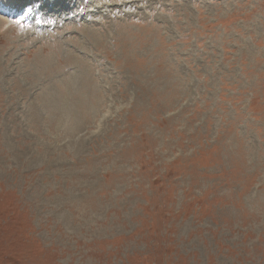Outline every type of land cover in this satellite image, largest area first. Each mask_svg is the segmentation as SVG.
<instances>
[{
    "label": "rangeland",
    "instance_id": "374dc122",
    "mask_svg": "<svg viewBox=\"0 0 264 264\" xmlns=\"http://www.w3.org/2000/svg\"><path fill=\"white\" fill-rule=\"evenodd\" d=\"M0 264H264V0H0Z\"/></svg>",
    "mask_w": 264,
    "mask_h": 264
},
{
    "label": "bare ground",
    "instance_id": "6f19581e",
    "mask_svg": "<svg viewBox=\"0 0 264 264\" xmlns=\"http://www.w3.org/2000/svg\"><path fill=\"white\" fill-rule=\"evenodd\" d=\"M187 9V8H186ZM76 130V129H75ZM75 175V174H74ZM68 206V205H67ZM70 207V206H69ZM75 256V255H74Z\"/></svg>",
    "mask_w": 264,
    "mask_h": 264
}]
</instances>
